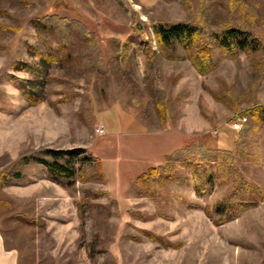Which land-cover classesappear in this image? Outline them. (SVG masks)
<instances>
[{
    "label": "rangeland",
    "instance_id": "rangeland-1",
    "mask_svg": "<svg viewBox=\"0 0 264 264\" xmlns=\"http://www.w3.org/2000/svg\"><path fill=\"white\" fill-rule=\"evenodd\" d=\"M53 14L95 32L111 68L85 79L53 66L50 75L74 82H52L47 100L31 105L11 77H34L16 65L40 66L32 51L46 47L34 22ZM181 22L236 27L264 42V0H0V173L24 175L0 188V223L21 264H264V123L256 116L264 73L243 52L207 74L181 47L163 55L154 23ZM239 118L248 119L240 130ZM192 143L230 154L227 165L258 190L245 194L256 205L220 224L213 208L234 189L232 178L199 195L184 162L159 207L135 193L140 174ZM74 149L101 163L89 174L100 176L67 186L42 164H22Z\"/></svg>",
    "mask_w": 264,
    "mask_h": 264
},
{
    "label": "trees",
    "instance_id": "trees-1",
    "mask_svg": "<svg viewBox=\"0 0 264 264\" xmlns=\"http://www.w3.org/2000/svg\"><path fill=\"white\" fill-rule=\"evenodd\" d=\"M34 26L40 42L46 47V53L30 49L33 56L40 57L38 68L26 64L16 65L20 71H29L34 74L32 79L20 81L11 77V81L20 84V91L29 104L35 105L46 101L45 89L52 82H74V80L50 75L49 70L53 66L74 70L77 75L85 79H91L96 75L104 76L110 71L111 64L104 62L98 49L97 34L90 31L83 23L53 14L35 21ZM153 33L160 53L173 58L171 54L181 47L193 66L202 74L215 69L221 58L237 59L238 54L242 52L247 54L258 72L264 73V42L249 31L232 27L220 32H208L200 26L181 22L154 23ZM50 41H54L56 45L53 47ZM259 53H263L261 57L257 56ZM152 55L155 56L156 52L153 51ZM256 116L264 123V106L256 109ZM227 156L230 154L224 151L207 150L192 143L166 155L164 165L149 168L140 174L133 183V189L138 196L154 199L156 206L159 207L162 201L159 196L165 194L163 187L167 183L179 182L182 179L177 171L181 167L177 164L182 162H184L183 166L191 172L199 195L206 193L205 186L213 188L216 180L232 178L234 189L213 208L214 212L222 218L220 224L229 222L234 217L232 216L234 210L239 216L256 205V203L245 202V194H253V191L256 193L258 190H253L254 187L242 179L234 167L227 165L230 162ZM32 162L44 165L50 175L64 180L67 186L100 176H89V174L90 170L101 171L102 168L101 163L87 156L83 149L46 150L41 157L33 155L22 159L23 165ZM23 176L22 171L0 173V188L10 180H20ZM184 179L187 180L186 177ZM259 196L264 201V193H259ZM151 238H153L152 235Z\"/></svg>",
    "mask_w": 264,
    "mask_h": 264
},
{
    "label": "crops",
    "instance_id": "crops-1",
    "mask_svg": "<svg viewBox=\"0 0 264 264\" xmlns=\"http://www.w3.org/2000/svg\"><path fill=\"white\" fill-rule=\"evenodd\" d=\"M0 264H21L19 252L16 251L15 249L6 248L4 235L1 229V223H0Z\"/></svg>",
    "mask_w": 264,
    "mask_h": 264
},
{
    "label": "built area",
    "instance_id": "built-area-1",
    "mask_svg": "<svg viewBox=\"0 0 264 264\" xmlns=\"http://www.w3.org/2000/svg\"><path fill=\"white\" fill-rule=\"evenodd\" d=\"M246 121H247V119H246V118H243V119L239 118V119H238V122L234 123L233 127H234L235 129H238V130H240V129H241V127H242V125H243V124H245V123H246ZM97 132H98L100 135H104V133H105V131H104V128H103V127H101L100 129H98V131H97Z\"/></svg>",
    "mask_w": 264,
    "mask_h": 264
}]
</instances>
